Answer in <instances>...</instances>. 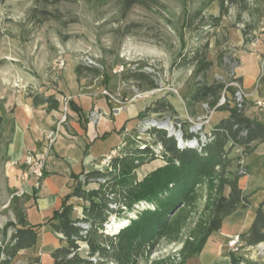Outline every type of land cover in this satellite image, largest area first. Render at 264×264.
I'll return each instance as SVG.
<instances>
[{
    "label": "rangeland",
    "instance_id": "374dc122",
    "mask_svg": "<svg viewBox=\"0 0 264 264\" xmlns=\"http://www.w3.org/2000/svg\"><path fill=\"white\" fill-rule=\"evenodd\" d=\"M203 1L151 0L148 4L135 5L124 14L118 0H109L104 4L88 0H59L44 6L49 18L39 19L32 12L34 7L40 6L37 0L0 2V258L3 256L2 247L6 237L3 233L5 226L9 222H16L15 209L24 208L26 201L31 197L26 192H19L22 188L14 186L12 180L15 177L20 179V175L14 170L18 164L11 162L9 154L19 107L39 113L38 111L43 109L41 106H47H34V98L38 95H55L60 99L56 117L61 119L67 115L66 123L71 118V108L67 101L81 100L80 105L91 117L93 111L101 113L100 109L94 107L95 103L101 100L107 104L108 116L113 119L117 115L113 112L116 102L110 100L105 94L106 90L116 98L132 99L136 90L149 91L154 83L160 88L157 93L127 102L121 111L132 104L139 107L147 101L149 107L158 100L167 99L174 105L182 121H188V117L196 118L202 123L205 122L206 130L211 124L209 121L213 112L222 110L207 111L203 103L189 106V99L198 82L205 79L208 83L216 80L229 83L238 57L246 75L264 70V62L261 65L256 55L244 53L249 51V47L250 50H255V31L258 29L257 25L264 23V0H249V8L246 10L227 6L224 12L219 3H213L209 8L201 10ZM216 21H219L218 24ZM240 35H243L246 45L242 49L238 46ZM198 50H206L207 60L212 62L204 76L196 74L194 64L189 63V58ZM257 50L263 52L261 48ZM60 59L65 60L64 68L59 67ZM79 65L82 67L80 72L77 71ZM122 65L124 69L120 71ZM116 70L118 71L115 72ZM230 85L236 87V101L241 104L243 100L242 104H245V91L240 81H233ZM238 93L241 95L240 99ZM256 105L258 109H264V102H256ZM45 109L47 111V108ZM121 111L116 116L118 123L123 118ZM167 115L170 114L149 112L136 118L140 122L147 119V135L141 134V139L147 137V145L154 146L160 155L159 159L136 170L139 181L166 163L163 159L166 149L157 141L154 128L165 129L168 135H174L178 147L181 146L179 137L182 132L184 142L191 139L187 136L190 123L185 122L183 128H177L170 125ZM56 125L55 122L51 127L48 126L47 130ZM125 128L119 131L123 140L113 148L119 156L125 150L137 147L139 141L138 124L127 133ZM209 132L198 131L192 135L201 137L202 134L209 135ZM97 141L100 143L102 140ZM115 142L114 139L106 142L104 150L109 153ZM42 145L45 146V140ZM230 157L234 161L228 170L232 173L240 171L244 175V181L249 180L255 185V193L250 195L252 209L249 208V217L252 220L257 204L264 194V152L253 151L245 155L243 149L234 148ZM83 178L81 175L76 180L82 182ZM36 181L38 179L33 178L31 185ZM98 187L99 184L94 182L84 184L87 190ZM229 191L227 186L224 194L228 195ZM215 197L212 184L200 186L165 236L136 244L134 264H181L183 260L180 251L184 241L207 223L212 214ZM73 203L74 217L78 216L84 204H88L78 198H75ZM155 207L156 205H151L152 209ZM145 208H149L147 203L139 202L127 215L132 219L137 218L139 211ZM178 208L180 207L175 211ZM38 213L37 206L30 209L31 217L37 216ZM123 215L119 217L112 214L109 217L108 229L111 233L118 231V224L126 223L127 217ZM128 224L129 222L123 227ZM11 233L9 230L8 235ZM213 239L218 241L222 253L230 252L228 240L227 243L222 238L217 240L218 233L213 234ZM212 240L203 256L192 257L187 264H214L211 260L214 255L209 249L214 243ZM243 247L236 253H231L236 255L240 264L244 263L246 256L255 257L252 264H264V242ZM86 250L83 246L81 254L85 256ZM49 258L50 254L46 253L43 256L44 262ZM12 264L41 262L38 258L20 255ZM216 264L229 263H224L221 259Z\"/></svg>",
    "mask_w": 264,
    "mask_h": 264
},
{
    "label": "trees",
    "instance_id": "16d2710c",
    "mask_svg": "<svg viewBox=\"0 0 264 264\" xmlns=\"http://www.w3.org/2000/svg\"><path fill=\"white\" fill-rule=\"evenodd\" d=\"M58 1L37 0L40 6L34 7L32 12L38 19L49 18L44 6ZM88 1L104 4L109 0ZM118 1L124 14H127L135 5L148 4L151 0ZM213 3H219L224 12L227 6L246 10L250 1L204 0L201 10L209 8ZM216 22L218 24L219 21ZM244 31L246 32V29ZM189 60V63L195 66V73L203 76L212 66V62L207 60L206 50H198ZM81 68L79 65L77 71L80 72ZM237 80L240 81L239 78ZM151 87L156 85L153 83ZM224 92L228 103L216 109L228 110L230 116L211 129L209 140L201 148L178 147L174 135H168L165 129L154 128L157 141L166 149L163 154L166 163L143 180H138L136 170L160 158L152 145L144 148L137 146L125 150L120 156L115 155L111 168L92 169L75 176L78 179L82 175L83 181L77 180L73 191L64 198L61 209L55 211L48 220L50 228L61 234L66 241V245L53 251V264H134L136 244L165 236L178 221L184 207L193 199L198 188L207 183L212 184L216 194L212 214L203 227L184 241L180 251L183 260L181 264H187L190 258L201 254L211 234L221 229L225 217L241 206H249L250 201L239 183L243 173H232L228 170L234 161L230 152L234 148H243L245 155L255 151L257 144L264 142V122L245 113L246 103L243 107L232 105L236 87L222 80L213 83H208L205 79L199 81L191 94L189 106L208 103L210 109H214ZM33 104L46 105L47 111L51 112L59 110L60 99L55 95H38ZM69 105L81 111L74 101H69ZM149 112L178 115L174 105L167 99L156 101L138 117H143ZM190 135L193 136L192 133L187 136L191 137ZM93 182L98 183L99 187L90 190L84 188V184ZM227 186L230 191L225 195ZM72 197L88 202L82 206L81 214L77 217H74L75 205L70 202ZM139 202H146L149 208L139 211L137 218L132 219L127 213L134 210ZM152 204L156 205L155 209L151 208ZM177 207L180 208L175 211ZM112 214L119 217L124 214L123 217H127L129 224L111 233L108 220ZM15 216L16 222H9L3 230L6 237L2 247L4 257L0 260L1 264H11L22 249L34 246L38 240L39 228L27 221L25 206L16 208ZM9 230L12 231L11 235H8ZM241 237L248 245L264 242V200L255 212L252 225ZM82 243L87 245L85 256L79 250ZM231 261L232 264H238V258L233 254Z\"/></svg>",
    "mask_w": 264,
    "mask_h": 264
},
{
    "label": "crops",
    "instance_id": "0c3cea01",
    "mask_svg": "<svg viewBox=\"0 0 264 264\" xmlns=\"http://www.w3.org/2000/svg\"><path fill=\"white\" fill-rule=\"evenodd\" d=\"M257 27L254 42L255 50L252 48L250 50L249 47V51L244 53L256 55L257 60L262 65L264 62V23L261 22ZM240 36L238 46L242 49L246 45L243 35ZM258 48H261L263 52H259ZM232 74L240 79L243 90L247 94L245 113L251 118L264 122V109L256 107L257 100L264 102V70L262 69L261 71L246 75L242 67V61L238 57V62ZM72 101H74L81 111L70 107L69 114L71 118L59 126L60 134L52 151L48 155L45 175L40 181L39 187L36 186L37 181L31 185L32 179H37V177L30 175L27 171V166L24 164L25 156L29 152H43L44 146L42 144L45 140V131H47L48 126L51 127L52 124L58 123L60 120L59 117H56L58 110L48 113L45 109L46 107L41 106L43 109L38 111L39 113H34L29 108L19 107L16 112L17 126L9 148V154L11 162L18 164L14 167V170L20 175V179L15 177L12 180L14 186L24 189L27 195L31 196L25 203L27 221L29 224L39 228V234L37 243L30 248L22 249L15 258L24 255L34 259L38 258L41 264H53V251L66 245V241L61 234L54 232L50 228L48 220L54 215L55 211L61 209L64 198L73 191L77 183L75 176L80 175L84 171L98 169L100 163H97V161H101L104 156L110 154L114 150L113 148L123 140V135L119 133L121 128L128 127L133 129L138 122L136 118L148 106L147 101L139 107L135 104L128 106L121 111L123 112V118L118 123L116 116L119 114L111 119L108 116L109 109L107 104L101 100H98L94 106L95 109L101 110L102 118L100 121H96L88 115V112L79 103L81 100L72 99ZM229 116L230 111L228 110L214 111L209 121L211 124L206 131H211L222 119ZM56 119L57 121H55ZM99 139L102 140L100 143L97 141ZM111 139H114L116 142L112 144L109 153H107L104 150V146ZM255 151L263 153L264 142L258 143ZM24 176L26 180L23 179ZM243 178L240 179L239 183L250 204L248 207H239L233 214L224 218L221 229L214 232L218 233L217 240L222 238L227 243L228 238L232 235L246 232L252 225L257 208L264 200L263 194L251 220L249 217L250 209H252L250 195L255 193V185L250 183L249 180L244 181ZM74 199L75 197H72L70 202H73ZM34 206L38 207L39 213L37 216L31 217L30 209ZM81 211L82 207L78 216L81 214ZM214 233L208 238L203 251L198 257L204 255ZM212 241L214 243L210 245L209 249L212 255H214L211 259L214 264L221 261V259L224 263L228 262L232 264V254L229 251L226 254L222 253L218 241L216 239ZM46 253L50 254V258L47 262H44L43 256Z\"/></svg>",
    "mask_w": 264,
    "mask_h": 264
},
{
    "label": "built area",
    "instance_id": "2783aa9c",
    "mask_svg": "<svg viewBox=\"0 0 264 264\" xmlns=\"http://www.w3.org/2000/svg\"><path fill=\"white\" fill-rule=\"evenodd\" d=\"M65 66V60L64 59H60L59 61V67L60 68H64ZM124 69V66H121V70ZM118 70H116L115 72H117ZM232 80L229 82L233 83V81H239L237 80V78L234 76V74H232ZM260 81V80H259ZM160 90V88L158 87H153L152 89H150L149 91H138L136 90V93L134 95V97L132 99H121V98H116L112 95L111 92H109L108 90L105 91V94L110 98V100H114L116 102L115 107L113 108V112L114 114H118L120 113V111L125 107V104H127V102H132L135 101L137 99L140 98H146L147 96L153 95L155 93H157ZM236 93L233 96V101H231L232 105H237L238 107H243L245 104H239L238 101H236ZM246 96V101H247V94L245 93ZM69 103V101H67ZM256 102H263L262 100H257ZM226 103H228L227 100V96L226 93L224 92L221 99L219 100L218 104L216 105V107L214 109H210L208 103H203L204 108L209 111V110H215L218 106H222L225 105ZM91 117H93L94 120L96 121H100L102 118V114L93 111L91 113ZM167 121L170 122V125L172 126H176L177 128H183V123H190V127H189V131L187 133H198V131H206L204 128V124L205 122H200L199 120H197L196 118H191L188 117V121H183L181 124H177L175 122V118L179 117L178 115H167ZM67 119V115H64L63 118H61L59 120V122L57 123V125L47 131H45V146H44V150L43 152H29L27 153V155L25 156V161L24 164L27 166V171L30 173V175H34L37 177L38 181L36 183V186L39 187L40 185V181L43 179L44 177V173H45V167H46V162H47V158L49 153L52 151V148L54 146V144L56 143L59 134H60V129L59 126L61 125V123L65 122ZM138 124V129L140 130V135L138 136V145L139 147H147V137L146 139H141L143 137H141V134H146L147 135V119L144 120V122H137ZM128 127H126L124 129V131L127 133L129 132ZM116 155V150L111 151L110 154L104 156L102 158V160L100 161V166L98 169L104 170L107 168H111V161L112 158ZM24 180H26V177H23ZM19 192H25L24 189H20ZM247 243L242 239L241 234H235L231 237L228 238V247L230 248V253H236V248H238L241 245H246ZM0 245H2V242L0 241ZM83 246L87 245L82 243L81 247H80V251L82 250ZM263 254V253H261ZM4 257L3 256L0 258V260ZM255 260V257H247L243 259L244 263H250L252 264V261ZM257 260V259H256ZM1 264V262H0Z\"/></svg>",
    "mask_w": 264,
    "mask_h": 264
},
{
    "label": "bare ground",
    "instance_id": "6f19581e",
    "mask_svg": "<svg viewBox=\"0 0 264 264\" xmlns=\"http://www.w3.org/2000/svg\"><path fill=\"white\" fill-rule=\"evenodd\" d=\"M239 92V91H238ZM243 94V93H242ZM237 96H238V98L240 99L241 98V95H240V93H238L237 94ZM242 97H243V95H242ZM242 103H243V100H242ZM241 103V104H242ZM168 125V124H167ZM154 126V125H153ZM157 126V125H156ZM170 128V127H169ZM175 131V130H174ZM181 132V131H180ZM151 133H152V131H151ZM181 136V138L179 137V144L181 145L180 147H184V146H195L196 148H201L203 145H205V143L209 140V135H203L202 134V136L201 137H199L198 135H196V136H191L190 138L191 139H188V138H186V139H188L187 140V142H184V138H182V137H184V135H183V132L180 134ZM189 141H190V145H189ZM151 142V141H150ZM158 145V144H157ZM157 148V147H156ZM162 155V154H161ZM124 222V221H123ZM126 223L128 222V221H125ZM126 223H121V224H118V229L117 230H119L122 226H124V224L126 225ZM123 224V225H122ZM247 245V244H246ZM244 245H241V246H239L238 248H236V251L237 250H239L241 247H243ZM251 246V245H250ZM244 248V247H243ZM261 248V247H260ZM236 256V255H235ZM239 263V262H238ZM240 264V263H239ZM242 264H245V263H242ZM247 264V263H246Z\"/></svg>",
    "mask_w": 264,
    "mask_h": 264
},
{
    "label": "water",
    "instance_id": "95a60500",
    "mask_svg": "<svg viewBox=\"0 0 264 264\" xmlns=\"http://www.w3.org/2000/svg\"><path fill=\"white\" fill-rule=\"evenodd\" d=\"M175 122L177 124H181L183 121L181 120V118L177 117V118H175Z\"/></svg>",
    "mask_w": 264,
    "mask_h": 264
}]
</instances>
